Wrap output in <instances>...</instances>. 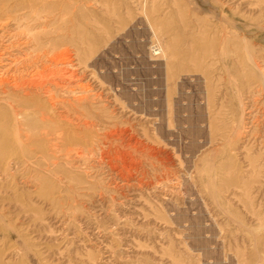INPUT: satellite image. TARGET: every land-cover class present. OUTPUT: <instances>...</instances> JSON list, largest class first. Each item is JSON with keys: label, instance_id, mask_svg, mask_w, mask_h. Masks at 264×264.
<instances>
[{"label": "rangeland", "instance_id": "rangeland-1", "mask_svg": "<svg viewBox=\"0 0 264 264\" xmlns=\"http://www.w3.org/2000/svg\"><path fill=\"white\" fill-rule=\"evenodd\" d=\"M202 1L0 0L1 262L264 264V0Z\"/></svg>", "mask_w": 264, "mask_h": 264}, {"label": "bare ground", "instance_id": "bare-ground-1", "mask_svg": "<svg viewBox=\"0 0 264 264\" xmlns=\"http://www.w3.org/2000/svg\"><path fill=\"white\" fill-rule=\"evenodd\" d=\"M27 1H29V0H27ZM188 3H189V6L190 7H194V9H196L197 10V12L199 11V12H201V13H204L205 15L206 14H213L214 12H213V8L211 7V5L209 4V3H207V2H205V1H202V0H188ZM17 5H19L18 4V2H17ZM23 5V4H22ZM20 6V5H19ZM6 7H8V6H3L2 7V9H5V11H8L9 9H7L6 10ZM44 7V6H43ZM263 9V8H262ZM215 16V15H214ZM223 15H220V17H219V20H220V25H222V26H224V29L225 30H227L228 32H231V33H234V34H238V33H241V32H243V33H246V32H248V31H251V29H252V27L251 28H248V27H245V26H243V25H240V24H237V22L235 21V20H233V19H230V18H228V17H225V18H223L222 17ZM215 17H218V16H215ZM5 24V23H4ZM257 27V26H256ZM261 27H258V29H260ZM257 29V28H256ZM246 36V35H245ZM227 37V36H226ZM243 40H245V39H243ZM245 44V43H244ZM247 45V44H246ZM162 47V46H161ZM160 47V49L162 50V54H163V56H164V48L162 47L161 48ZM244 49V48H243ZM48 57V56H47ZM67 58V57H66ZM165 58H166V61H168V59L170 58V56H166L165 55ZM234 58V57H233ZM247 58H248V63H251V64H248L249 66H246L244 69H242L241 71H239V74H241L240 76H242V78L243 79H245V80H247V82L245 83L247 86H248V88L250 89V88H252L253 87V85L255 86V88H254V90L252 91L254 94H259V93H261L262 94V97L264 98V72L260 69V66H259V62H257V60L256 59H254L252 56H250V54L247 56ZM26 59V58H25ZM40 59V58H39ZM69 59V58H68ZM223 61V60H222ZM40 62V61H39ZM220 62H221V60H220ZM72 63V62H71ZM70 64V63H69ZM77 65V64H76ZM224 66H225V64H223ZM21 67V66H20ZM226 67V66H225ZM252 67V68H251ZM254 68V69H253ZM225 69V68H224ZM28 70V69H27ZM77 70V69H76ZM255 70H257L260 74V76L257 78H255V74H254V72L253 71H255ZM73 71H75V70H73ZM67 72V71H66ZM49 73H50V71H49ZM42 74V73H41ZM52 74V73H51ZM76 75V74H75ZM50 76V75H49ZM3 77V76H2ZM64 77V76H63ZM59 78V77H58ZM252 78L254 79L255 78V80L253 81L252 80ZM43 81V83L45 82L44 81V79L42 80ZM38 83V82H37ZM51 83V82H50ZM24 85V84H23ZM43 85V84H42ZM28 86V85H27ZM237 86V85H236ZM234 87H235V85H234ZM23 89V88H22ZM45 89V88H44ZM235 89H237L236 87H235ZM253 89V88H252ZM238 90V89H237ZM25 91V90H24ZM27 91H29L26 95L27 96H29L30 94H31V89H28ZM48 91V90H47ZM251 92V93H252ZM45 93V92H44ZM46 94V93H45ZM38 95V94H37ZM39 96V95H38ZM215 96L214 95H210L209 97H208V99H207V106H208V110L211 112V113H213V109L212 108H214V106H215ZM224 98V97H223ZM50 99V98H49ZM226 99V98H225ZM26 101V100H25ZM25 101H21L22 102V104L25 102ZM225 102V101H224ZM9 104V103H8ZM22 104H20V105H22ZM53 104V103H52ZM261 104H263V106H264V103H261ZM243 107V113H242V116H243V114L244 113H247L246 111H245V107L244 106H242ZM9 108H11V107H9ZM225 108H227V106L226 105H224V104H221V106H220V109H219V112H222ZM12 109V108H11ZM13 110V109H12ZM11 110V111H12ZM248 111V110H247ZM223 113V112H222ZM202 115H200L199 117H201ZM211 119L212 118H210L209 119V123H210V125H211V128L213 129V126H214V123H215V119H212V121H211ZM42 120V119H41ZM88 123V122H87ZM15 129V128H14ZM17 130H18V128H17ZM219 130H220V128H219ZM113 132H115V131H113ZM45 133V132H44ZM110 133V132H109ZM240 133V132H239ZM74 137V136H73ZM61 138V137H60ZM108 138V137H107ZM119 138V137H118ZM130 138V137H129ZM5 140H6V142H5V144L4 145H2V147H0V150H2V149H4L5 148V150L4 151H6V148H8V149H11V143H9V141L7 140V138H5ZM108 140V139H107ZM70 143H74V142H81L82 140H80L79 138H73V139H71V140H68ZM133 141V140H132ZM15 142H16V146H17V148H21V147H24V146H26L25 145V143L22 141V140H20L19 139V137L15 140ZM14 142V143H15ZM130 142V141H129ZM16 146H14V147H16ZM13 147V146H12ZM102 149V148H101ZM15 150V149H14ZM12 151V150H11ZM51 151V150H50ZM103 151H105V150H103ZM150 154V153H149ZM155 154H156V152H155ZM154 155V154H153ZM158 155V154H157ZM55 156V155H54ZM88 158V157H87ZM21 159V158H20ZM117 162V161H116ZM122 162V161H121ZM32 164V163H31ZM133 164V163H132ZM132 168V167H131ZM126 169V168H125ZM118 171V170H117ZM131 172V171H130ZM129 173V172H128ZM131 176V175H130ZM129 176V177H130ZM228 176V175H227ZM137 194V193H136ZM122 195V194H121ZM249 197V196H248ZM123 204V203H122ZM0 264H4L3 262H1L0 261Z\"/></svg>", "mask_w": 264, "mask_h": 264}]
</instances>
